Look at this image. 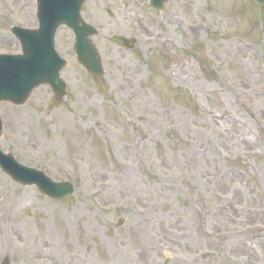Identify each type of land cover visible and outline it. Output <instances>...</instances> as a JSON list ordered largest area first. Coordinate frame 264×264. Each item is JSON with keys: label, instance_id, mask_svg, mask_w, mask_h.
<instances>
[{"label": "rangeland", "instance_id": "374dc122", "mask_svg": "<svg viewBox=\"0 0 264 264\" xmlns=\"http://www.w3.org/2000/svg\"><path fill=\"white\" fill-rule=\"evenodd\" d=\"M105 77L56 48L67 96L0 104V148L76 184L52 200L0 170V264H264V7L88 0ZM36 0H0V51ZM115 36L135 38L126 48Z\"/></svg>", "mask_w": 264, "mask_h": 264}, {"label": "water", "instance_id": "95a60500", "mask_svg": "<svg viewBox=\"0 0 264 264\" xmlns=\"http://www.w3.org/2000/svg\"><path fill=\"white\" fill-rule=\"evenodd\" d=\"M85 0H38L40 29L28 30L13 27V33L20 39L23 55H0V100L23 103L38 85H50L57 100L64 97L65 82L59 71L65 65L53 50L54 33L60 24H67L76 34L75 50L79 61L95 77L104 74L101 58L94 45L87 38L96 30L85 24L80 10ZM168 0H151L156 10L162 9ZM264 5V0H254ZM82 23V26L79 24ZM126 42V41H124ZM128 43V42H126ZM1 134V120H0ZM0 166L15 181L25 185L35 184L42 193L55 199H62L74 192L69 182H54L44 172L18 163L10 154L0 151ZM2 264H10L6 258Z\"/></svg>", "mask_w": 264, "mask_h": 264}]
</instances>
